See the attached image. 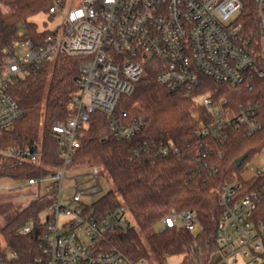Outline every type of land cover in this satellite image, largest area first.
I'll return each mask as SVG.
<instances>
[{
    "label": "built area",
    "instance_id": "built-area-1",
    "mask_svg": "<svg viewBox=\"0 0 264 264\" xmlns=\"http://www.w3.org/2000/svg\"><path fill=\"white\" fill-rule=\"evenodd\" d=\"M71 2L52 0L46 13L60 19L57 29L31 39L25 38L26 31L20 28L17 39L3 50L7 59L0 68V165L15 162L44 166L39 145L13 147L1 140L23 114L7 92L9 83L34 73L59 54L78 56L81 63L72 111L64 121L51 126L61 165L49 169L42 178H0L9 183H0V200L14 201V208L23 210L39 197L54 193L52 202L39 216L45 228L44 264H134L117 249L98 248L107 232L131 227V218L122 208L95 218L80 200L84 192L74 194L67 205L61 200L65 174L75 168L71 157L81 145V130L90 114L99 111L109 117L110 130L117 139L137 134L143 119L128 118L126 112H117L116 108L120 97L130 95L149 68L157 72L159 84L181 90L186 96H190L200 76L235 86L243 83L246 74L264 75V0H253L257 8V41L237 19L242 9L240 0H75L74 6ZM200 101L211 112L208 121L195 114V133L200 136L223 140L232 122L246 124L248 134L259 128L252 109H242L231 117L211 96H203ZM158 153L167 151L160 148ZM84 167L96 179L103 171L99 165ZM261 174L264 167L254 173ZM240 188L238 181L223 187V214L216 228L219 250L209 264H239L241 258L249 259V264H264V222L254 218L257 205L264 201V191L254 190L238 198ZM95 190H100L99 184ZM60 216L66 222L60 224ZM163 227L194 232L198 229L196 214L190 210L170 211ZM31 228L27 224L18 232L27 234ZM16 256L4 245L0 264H14Z\"/></svg>",
    "mask_w": 264,
    "mask_h": 264
},
{
    "label": "trees",
    "instance_id": "trees-1",
    "mask_svg": "<svg viewBox=\"0 0 264 264\" xmlns=\"http://www.w3.org/2000/svg\"><path fill=\"white\" fill-rule=\"evenodd\" d=\"M237 19L245 29L259 37L257 8L253 0H240ZM0 68L7 59L3 50L17 39L20 28L25 38L38 36L36 24L29 21L47 12L52 0H0ZM44 34H42L43 36ZM259 49V48H258ZM81 58L59 54L52 62L42 63L38 70L12 80L7 92L22 110V117L2 135L6 146H40L44 166L0 165V178L29 179L48 175L49 169L61 165L59 146L51 131L55 122H62L72 111L79 86ZM263 70V66L261 68ZM157 72L147 69L134 84L130 95L120 97L117 112L128 118H142L141 130L128 139H117L109 127V117L93 111L81 130V145L71 157L73 167L99 165L112 183V189L91 204L86 211L100 218L110 210L122 208L132 225L126 231H109L99 242L102 251L117 249L132 263L168 264L180 257L179 264H209L219 250L216 228L223 214L220 196L223 187L238 181L236 197L251 191H264V174L243 179L247 162L264 149V75L246 74L243 83L235 86L200 76L190 96L159 84ZM203 96L219 101L233 117L242 109H252L259 128L248 134L246 124L232 122L226 138L216 140L195 133L198 118L211 119L210 110L202 104ZM163 148L166 154L158 153ZM246 155L239 166L235 160ZM54 193H47L17 210L12 203L0 202L1 242L16 252L14 264H44L43 234L39 216L52 202ZM194 211L198 229L163 227L170 211ZM254 218L264 222V201ZM31 230L20 234L27 225ZM162 225L160 230H156Z\"/></svg>",
    "mask_w": 264,
    "mask_h": 264
},
{
    "label": "rangeland",
    "instance_id": "rangeland-1",
    "mask_svg": "<svg viewBox=\"0 0 264 264\" xmlns=\"http://www.w3.org/2000/svg\"><path fill=\"white\" fill-rule=\"evenodd\" d=\"M71 6L75 5V0H71ZM3 12L7 9L1 6ZM30 22L36 24V31L38 33H44L57 29L60 26L61 21L55 17H49L46 12H41L34 15L29 19ZM264 167V149L254 155L246 164V169L243 172V179H250L257 169ZM66 179L63 181L60 189L61 200L64 204H68L69 200L74 194L84 192L80 195V200L84 204H91L95 202L104 193L111 190L112 183L106 174H102L96 178L90 177V170L85 167L70 168L65 174ZM0 183L9 184L6 181H0ZM99 184L100 190H95V187ZM1 203H12L14 201ZM1 219V218H0ZM1 221V220H0ZM66 222L64 216H60L59 223ZM162 225H158L156 230H160ZM2 248H4L3 242H1ZM180 257H172L168 260V264H179ZM145 264H147L145 262ZM239 264H249V259L241 258Z\"/></svg>",
    "mask_w": 264,
    "mask_h": 264
},
{
    "label": "water",
    "instance_id": "water-1",
    "mask_svg": "<svg viewBox=\"0 0 264 264\" xmlns=\"http://www.w3.org/2000/svg\"><path fill=\"white\" fill-rule=\"evenodd\" d=\"M246 158V155H242L241 157H239L238 159L235 160V165L239 166L240 163Z\"/></svg>",
    "mask_w": 264,
    "mask_h": 264
}]
</instances>
